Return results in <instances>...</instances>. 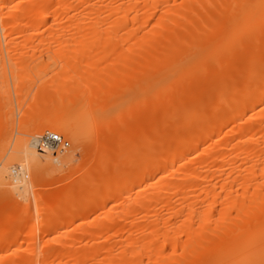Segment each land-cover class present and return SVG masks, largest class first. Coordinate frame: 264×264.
Wrapping results in <instances>:
<instances>
[{
	"label": "bare ground",
	"instance_id": "6f19581e",
	"mask_svg": "<svg viewBox=\"0 0 264 264\" xmlns=\"http://www.w3.org/2000/svg\"><path fill=\"white\" fill-rule=\"evenodd\" d=\"M204 9L218 12L211 19L215 24L209 22L215 27L211 29L208 25L202 37L204 41L199 40L198 34L192 41L189 37L187 40V28L194 21L192 15L200 16ZM197 27L199 32L205 29ZM212 30L216 34L210 36ZM263 38L264 0H0V55L4 43L9 52L17 51L15 68L23 66L26 70L31 61L27 55L32 49L52 54L53 58L65 56L70 68L80 65L74 75H56L49 81L51 87L41 88L31 101L44 105L45 109L33 132L56 129L73 141V148L64 156L42 158L35 147L37 135L32 132L30 136L17 137L8 161H25L24 167L33 173L31 181L22 182L15 176L18 182L14 188L18 195L28 198L31 193L35 194L37 181L44 172L71 163L92 137H98L97 142L94 140L97 143L96 148L94 144L96 154L92 155L94 163L77 183V189L84 190L90 183L104 184L103 192L93 200L79 201L72 207L68 206L71 194L60 192L53 197L57 200L53 205L58 208L55 216L40 228H60L81 217L93 204L119 199L131 194L133 189L140 196L138 202L146 210L149 208L145 214L147 221L124 224L123 234L129 232L125 238L107 239L91 256L55 255V251L48 255L44 254L46 251L30 259L14 253L16 256H0V264H264ZM188 42L190 48L185 44ZM125 43L130 54L122 56L118 49ZM162 49L171 53L165 62L157 58ZM239 56L250 62L245 79L232 80L225 95L220 94L224 95L223 100H210L187 113L184 111L185 124L173 145H166L169 139L162 137L148 140L144 145L141 143L136 153L126 154L134 162L130 160L132 164L126 165L122 148L127 147L128 139L124 135L127 131L119 125L124 116L131 118L133 110L137 109L138 113L140 108L150 105L152 109H146L152 112V106L162 105L176 88L182 86L183 90L184 85L194 84L192 81L206 76L211 69H229L231 59ZM21 76L19 83L23 85L24 76ZM0 97L3 98L1 93ZM2 98L0 142L4 144L11 141L8 135L12 126L8 122V127L6 122L8 105ZM177 113L171 115L175 117ZM151 114L155 115V111ZM195 115L197 124L192 123ZM230 121L232 126L218 131L219 126H227ZM95 132L99 136H94ZM120 149L121 153L116 155ZM1 164L0 192L8 189L11 175L10 166ZM157 164L162 166L155 168ZM20 168L23 167L20 165ZM36 194L35 211L40 212L44 201ZM0 208L8 216L5 207ZM124 208L122 212L108 214L109 223L102 226L118 229L119 217H125L129 210ZM28 209L31 212L32 207ZM1 213L0 220L4 217ZM15 218V221L19 219L18 215ZM14 225L8 241H16L11 238L23 230Z\"/></svg>",
	"mask_w": 264,
	"mask_h": 264
},
{
	"label": "rangeland",
	"instance_id": "374dc122",
	"mask_svg": "<svg viewBox=\"0 0 264 264\" xmlns=\"http://www.w3.org/2000/svg\"><path fill=\"white\" fill-rule=\"evenodd\" d=\"M212 10L213 9H211V10L210 9H204L199 13L200 16L197 14L192 15L191 20L192 21L194 20V21L190 22V24L187 28L185 35H186V38L189 37V39H190L189 40L187 38V40L192 41L191 38H194L198 34V35H200L199 40L204 41L202 39V37H204L205 36L204 34L207 33V29H209V26L211 27V29H212V27H215L214 25L212 26V24L209 25V22H212L211 19L213 18V16L218 14L217 11H215V10L212 11ZM211 12H213V13H211ZM203 14H204V17H203ZM199 17L203 18V20H201V18H199ZM205 17L207 18L206 19L207 21L204 20ZM205 21H206V25H204ZM213 24H215V23H213ZM193 25H195L196 28ZM197 26L201 27L202 29L203 28H205V29H203V31L200 30V32H199V30L197 29L198 28ZM206 26H208V27H206ZM219 27L220 26H218V28ZM218 28H215V30H217ZM182 31L184 32L185 30H182ZM209 31H211V30H209ZM209 34H211L210 36H213L212 34H216V33H214V31H213L211 33L209 32ZM210 38H212V37H210ZM262 41H264V38ZM185 44L188 48H190L191 45L189 46V42L185 43ZM127 46H128V43H125V45L119 46L118 53L119 54L121 53L122 56L125 54L129 55L130 54L129 53L130 51L128 48L129 46L128 47ZM121 48L122 49L124 48L125 50L124 49L122 50ZM39 51H41V50L38 49L36 52H33V49H32V51H30L31 53L27 55L28 61H30V60L31 61L29 62V65L26 68V70H25V68L23 69V66L15 68V64H16V60H17V58H16L17 56L15 55V53L17 51L9 52V50L6 48L5 43L3 45V51H2L3 54L0 55V60L2 57V60L0 61V72L2 74V75H0L1 76L0 79L2 78V80L4 81L3 82L0 80V93H1V96H3V98L2 97H0V98H2L1 100L6 102V104L8 105L7 111L9 113V115L7 118L8 121H6V122H7V124L9 122V124H11L10 126H12V127H9V124H8L9 130L12 128L10 130L12 132L9 131L11 133V134L9 133L10 136L8 135V138L11 137V139H10L11 141L8 142L6 140H9V139H5L6 142L4 144H3V141L0 142V143H2V144H0V163H3L5 165L8 164V166H10L9 170H11V171L13 170L14 167H17V166L20 167V165H21V167H23V168H21L22 174H19L18 178L20 180H22V182H24L25 180L26 181L32 180V178H33L32 171L28 170L27 167H24V166H27L25 161L15 160L13 162H10L8 160L11 159V156L13 154L12 151L14 149L13 147L15 145V140L17 139V137L24 136L26 134H27V136H30L29 133L33 132V128L37 125L40 116H42V114H44L43 113L45 110L44 105L41 106V105L36 104L35 102L32 103L31 101L35 100L34 96L38 94V91L41 88H43L44 86H46L48 88L51 87V84L49 83V81L52 80L56 75L57 76H58V74L61 75V73L63 75L69 74V73H70V75H74V74L78 73V71L80 70V67H78L80 65L77 66L78 68L75 66H71V68H70L69 64L67 62L68 60L67 61L65 60L67 57L63 58L65 56H63L62 58H59L58 56H54V58H53L52 54L49 55V53L46 54V52L41 53ZM51 56H52L51 59L53 61L51 59H49V57H51ZM169 56H171V53H169V51L166 49H162L161 51H158V54H157L158 60H163L164 62L167 61L166 58H168V59L170 58ZM235 58L231 59V61H230L232 65L229 62V64H228L229 69L219 70V71L215 70V69H211L210 70L211 72L209 71V73L206 76L201 77L202 79L199 78V80L197 79L196 81H192V83H194V84H188L189 87H188V85H184L183 90L181 88L182 86L176 88L175 89L176 92L174 91L171 93V94H173V96L171 94L168 96V98L170 96H172V99L170 98L171 100L170 99L168 100V102L170 101L168 106H167L168 102H166L168 99L167 98L164 102H161L162 105L164 104L163 106L161 104H158L157 105L158 107L156 105L152 106L153 107L152 112H151V110L148 111L149 110L148 108H151V105L149 107L148 106L149 103H147L146 105L148 106V108L147 107L146 108L148 110L145 107H143V108L139 109L141 112L138 110V113H137V109H136V111L133 110L134 112L132 111L131 118H130V116L128 118H127V116H124V118H123L124 121H122V123L120 122L119 125H122L124 130L126 129V131H127V132H125L126 134H124L126 136V138L128 139L126 141L127 147H125L126 149L122 148L123 150L120 149L119 151H116L117 152L116 155L121 153V150H122L123 154H125V155L127 153H130L132 155V153L134 151L136 153L140 149V147H142V144L143 145H144V143L146 144V142H148V140H154V139H158L161 137L166 138V140L169 139L166 141V145H168V146H171L176 141H178L180 131L185 124L184 119H183V117L185 118V113H187L189 110H192V108L196 109L198 107V105H200L202 103H204V104L208 103V101H210V100H214V101L217 100L216 102L223 100V98H224L223 96L226 93L225 90H227L230 82L232 80H236V78L239 81V80H241L242 77L244 78L248 74V67H249L250 62L247 63V60L244 59V57L239 56V57H235ZM49 60H51V62H49ZM46 61L49 62L50 65L45 66V64H47ZM40 62L44 63V65L41 64ZM66 62H67V64H66ZM37 65H39V67H37ZM37 68H39V69H37ZM213 70L218 71V73L213 71ZM222 71L223 72L226 71L227 73L224 72L223 73L224 75H223ZM28 72L30 74H28ZM24 74H27L26 75L27 78ZM214 74H216V75H214ZM21 75L24 76L23 77L24 82L22 83L23 85H21L19 83V78L22 77ZM2 82H3V85H2ZM222 83L224 84V86L221 85ZM1 85H2V87H1ZM4 85L6 88L4 87ZM193 85L195 88L193 87ZM221 87H222V91L220 90ZM215 90H217V91H215ZM221 92H223L224 95H220V94H222ZM176 93H177V95H176ZM191 95H193V96H191ZM213 95H215V96L219 95V96L215 97ZM173 97H175V98H173ZM35 98H36V96H35ZM178 101H179V103H178ZM172 105H174V106H172ZM175 105H176L177 109H176ZM156 109H158L159 111L158 110L156 111ZM175 110L178 113H177V116L174 117L172 115H174L176 113ZM154 111H155L156 117H155V115L152 116V114H151ZM184 111H185V113H184ZM142 112H145V113H142ZM136 113L140 114V115L137 116ZM183 113H184V116H183ZM167 115L170 116V118H172V117L173 118L172 119L167 118ZM140 116H141V118H140ZM133 117H135L136 120H134ZM137 117H139V118H137ZM157 117H159V119ZM163 117H165V118H163ZM153 118H156L158 120H155V119L153 120ZM142 119H144V120L142 121ZM165 119L166 120L168 119L167 123H165ZM180 119L182 120V122L180 121ZM174 120H176V121H174ZM23 121H24L25 126H22ZM157 121L159 122L158 124H157ZM211 121H212V117H210V119H209V122H211ZM123 122L125 123V125ZM183 122H184V124H183ZM137 123H139V124H137ZM154 123H156V124H154ZM168 123H169V125H168ZM192 123L197 124V115H195V117L192 119ZM231 123H232V121H230L227 124V126L226 125L225 126H219L217 128L218 131L222 130L223 128H227V127L232 126ZM156 126H157V128H156ZM177 126L179 128H176ZM164 127H165V129H164ZM141 128H143V129L141 130ZM132 129H134V132H132L133 131ZM217 129H215V130L217 131ZM48 131H50V130H48ZM51 131H57V130L51 129ZM57 132L60 133V131H57ZM40 133H43V132L35 131V132H33V135L36 136ZM95 133H96L95 135L93 134L94 136L97 135V132H95ZM60 134L63 135L65 139L70 141V146L64 151H58V152H54V153L53 152H47V153L39 152L40 157H42V158L43 157H45V158L46 157L56 158L57 156H61V155L64 156L65 154H67L68 152L71 151V148H73V141L70 138H68V136H66L65 134H62V133H60ZM169 135H170V137H169ZM97 136H99V135H97ZM91 139H93V137ZM91 139H90V142L88 141L83 146V149H81L82 152L80 151L81 153L79 152L78 153L79 155L77 154L76 157L73 158L71 163H68L67 165H64L63 167L58 165V167H59L58 169H51L49 172L47 170L46 173L44 172V174L42 176H40L41 178L39 177V179L37 181L36 189H35V194L37 193L36 194L37 196L43 197V201H44L43 206L44 207H42V209H43L42 211H44V212H42L41 210H40V212L35 211V209H36V207H35V197H36L35 194L31 193V195L28 197L29 199L23 198L21 195H18V192H16V190L14 188L15 183L18 182V181H16L17 176H16V178L13 177L12 172L9 171V173H11V175H9V179H8L9 185L7 186L9 191L6 188V191L8 192L7 194H6V191H3V190H1V192H0V196H1L0 197V206L3 205V208L5 207L6 212L8 211L7 212L8 216H7V214L5 215L4 213H1L3 211L1 210L2 208H0V213L2 214V216H4V217H1V220H0V222H2V223H0V245H1L0 246V256H7V255L11 256L15 253V254H17V256L18 255H22L25 257L29 256V258L32 259L31 256H33V257L34 256H42L41 253L43 254L46 251L47 252L44 254H48V255L50 254V252H52L51 254H53L54 253L53 251H55V253H54L55 255H57V254L59 255V253L60 254L63 253V254L69 255V256H76V255L77 256L78 255L79 256H83V255L84 256H91V255H93V253L94 254L96 253L95 250L97 247L98 248L103 247V244L106 243L107 239H110V238L115 239L116 238V240H117V238L118 239L123 238V237L125 238V236H127L129 234V232L126 231L127 233L125 234V231H124V234H123V230L125 228L123 227L124 228L123 229L122 226H125L124 224H126V223L128 224V222H130V221H134L137 223L138 222L143 223V222H145V220L147 221L148 218L146 219L147 216H145V214H147V211L149 208H147V210H146L145 205H141V203L138 202V200H140V199H138V197L140 198V196H138V194L133 189V191L131 190V192H132L131 194L130 193L125 194V195H123V197L120 196L119 199H116V200L110 199V201L108 200L107 203L102 202L99 204L95 203L96 205L93 204V206L89 207V209H87L83 212L81 217L73 219L71 222H69V224L66 223V225L64 224L60 228L53 229L52 227H50L49 230H47L49 228L47 226H43V227H45L44 230H43V227L40 228L43 223H44L43 225H45V223L48 222L49 218L51 220L52 216H55V213L57 212L58 208H57V205H53V201H55V202L57 201V200H54L53 197L55 195L59 194L60 192L62 193V192L68 191L69 195L71 194V199H70L71 204L68 203L69 207H72L71 205H73V204L77 205L80 202L83 203V201H85V200H93V198L96 195L103 192V189L105 187L104 184H98V186H97V184H95V183L92 184L90 182H89L90 184H87V186L84 187L85 188L84 190L78 191V189H77V186H78L77 183L80 182L79 180L81 179V177L85 175V172H87L88 169L94 163V161H92L93 160L92 157L96 154V150L94 149V146L96 145L95 148L97 147L96 142L98 140V137H95L92 140V142H91ZM123 141H125V140L123 139ZM88 147L90 149H88ZM129 148H130V150H129ZM136 149H137V151H136ZM126 157H127V162L129 163V161L132 160V156L130 157V155H128V156L126 155ZM127 162H126V165H131L132 163H134L133 160L131 161L132 163L130 162L129 164H127ZM3 164H1V166ZM69 164H71V165H69ZM160 166H162V165L160 164L158 166H155V168H158ZM25 172L29 174L28 178H25ZM21 178H23V179H21ZM89 186H90V188L91 187L92 188L90 189ZM136 191H137V189H136ZM127 195H130L132 197L127 196ZM127 202H129V203H127ZM26 203L29 205H27ZM50 204H52V205H50ZM136 204H139V205H136ZM75 205H73V206H75ZM116 205H118V206H116ZM133 205L136 207H133ZM27 206L32 207V210H31L32 213L30 211H27V210H29L28 209L29 207L27 208ZM129 206H131L132 209H130ZM45 207L47 209H45ZM124 207H126V208H124ZM122 208H124L123 210H125V209L126 210L129 209V210L126 211V213H125L126 214L125 217L127 219L125 217H119L121 220L120 223L122 222L121 224L119 223L120 229L119 228L117 229L116 227L115 228L112 227V228H114V230L112 228H109V227H108L109 228L108 229L106 226L104 228L102 225L109 223L108 221L110 218H108L109 217L108 214L112 213V211L116 212V213L122 212ZM151 208L153 209V207H150V209ZM129 211H131V213ZM4 212H5V210H4ZM127 212H128V214H127ZM41 213H42V215H41ZM129 213H130V215H129ZM16 214L18 215V218L21 216L19 214H22L23 217L21 216L19 219H16L17 218ZM5 216H7V217H5ZM13 217L16 219V221L14 220ZM42 217H44L45 219ZM21 218H22V221H21ZM32 218L34 219L33 222L31 221ZM122 219H123V221H122ZM14 223L16 225H18L19 227L20 226L23 227V230H22L23 232L22 231L20 233L18 232V234L13 233L14 235H13V238H11V239H14L16 241H13V240L8 241V239H9L8 233L11 230V228H14V227H12L14 225ZM98 223H101V225L100 224L98 225ZM129 224L127 226H129ZM16 225H14V226H16ZM97 226H102L103 228L97 227ZM81 227L83 228L82 230H81ZM32 229H34L35 231L33 230V232H32ZM11 233L12 232H10L9 235ZM35 233H36V235H35ZM32 234H33V236H32ZM14 236H16V239ZM31 236L33 238H35V236H36V238L33 239ZM30 238H32V239H30ZM3 241H5L6 244ZM1 242H3V243H1ZM31 242H33V243H31ZM68 244H71L72 246H70ZM64 245L66 247H64ZM62 247H64V248H62ZM66 248H67V250H68V248H70V251L71 250L72 251L69 253V250L67 251ZM98 248H97V250H98ZM58 251H60V252H58ZM30 261H32V260H30ZM88 264H90V263L88 262Z\"/></svg>",
	"mask_w": 264,
	"mask_h": 264
},
{
	"label": "built area",
	"instance_id": "2783aa9c",
	"mask_svg": "<svg viewBox=\"0 0 264 264\" xmlns=\"http://www.w3.org/2000/svg\"><path fill=\"white\" fill-rule=\"evenodd\" d=\"M70 146V141L65 139L57 131H45L36 136L35 147L41 153H46L47 151L58 152L64 151ZM24 172V171H23ZM13 177L22 174L20 167H14L12 170ZM29 174L25 172V178H28Z\"/></svg>",
	"mask_w": 264,
	"mask_h": 264
}]
</instances>
